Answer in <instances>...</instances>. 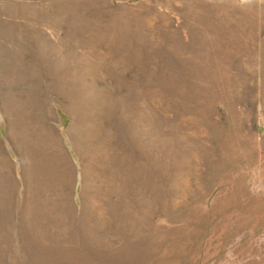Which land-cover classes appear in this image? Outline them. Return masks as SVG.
<instances>
[{"label": "rangeland", "instance_id": "obj_1", "mask_svg": "<svg viewBox=\"0 0 264 264\" xmlns=\"http://www.w3.org/2000/svg\"><path fill=\"white\" fill-rule=\"evenodd\" d=\"M0 264H264V0H0Z\"/></svg>", "mask_w": 264, "mask_h": 264}]
</instances>
